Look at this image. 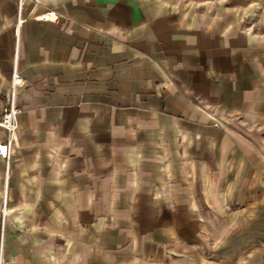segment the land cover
<instances>
[{
	"label": "crops",
	"instance_id": "crops-1",
	"mask_svg": "<svg viewBox=\"0 0 264 264\" xmlns=\"http://www.w3.org/2000/svg\"><path fill=\"white\" fill-rule=\"evenodd\" d=\"M19 1L1 264L264 262V0Z\"/></svg>",
	"mask_w": 264,
	"mask_h": 264
},
{
	"label": "built area",
	"instance_id": "built-area-1",
	"mask_svg": "<svg viewBox=\"0 0 264 264\" xmlns=\"http://www.w3.org/2000/svg\"><path fill=\"white\" fill-rule=\"evenodd\" d=\"M48 17L56 18V12L54 10L49 11L46 15L41 16V19H47ZM23 20L21 0L18 4L17 10V25ZM23 84V76L21 75L17 66V47H15V55L13 60V68L9 81V86L4 94L3 102L1 105L0 114V129L4 131V136H0V157L4 160L5 170H8L10 157L14 151V144L16 141V132L18 128V115L21 112V106L19 103V88ZM217 125L216 123L214 124ZM4 208L2 209V222H4ZM3 246V234L0 236V264H1V252Z\"/></svg>",
	"mask_w": 264,
	"mask_h": 264
},
{
	"label": "rangeland",
	"instance_id": "rangeland-1",
	"mask_svg": "<svg viewBox=\"0 0 264 264\" xmlns=\"http://www.w3.org/2000/svg\"><path fill=\"white\" fill-rule=\"evenodd\" d=\"M220 264H233L232 262H225V263H220ZM249 264V263H248ZM251 264H264V262L262 260H259V261H256L254 263H251Z\"/></svg>",
	"mask_w": 264,
	"mask_h": 264
}]
</instances>
